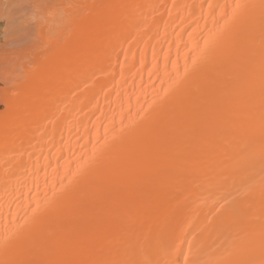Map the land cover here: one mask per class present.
Returning a JSON list of instances; mask_svg holds the SVG:
<instances>
[{"label":"bare ground","instance_id":"obj_1","mask_svg":"<svg viewBox=\"0 0 264 264\" xmlns=\"http://www.w3.org/2000/svg\"><path fill=\"white\" fill-rule=\"evenodd\" d=\"M0 264H264V0H0Z\"/></svg>","mask_w":264,"mask_h":264},{"label":"snow or ice","instance_id":"obj_2","mask_svg":"<svg viewBox=\"0 0 264 264\" xmlns=\"http://www.w3.org/2000/svg\"><path fill=\"white\" fill-rule=\"evenodd\" d=\"M241 7V5H237V8H240Z\"/></svg>","mask_w":264,"mask_h":264}]
</instances>
